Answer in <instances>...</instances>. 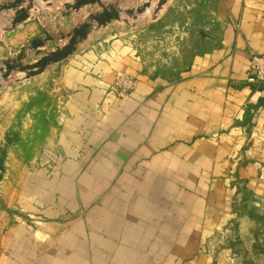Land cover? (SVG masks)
Listing matches in <instances>:
<instances>
[{"label": "crops", "instance_id": "crops-1", "mask_svg": "<svg viewBox=\"0 0 264 264\" xmlns=\"http://www.w3.org/2000/svg\"><path fill=\"white\" fill-rule=\"evenodd\" d=\"M194 7L169 0L150 25ZM213 7L216 24L200 26L177 80L152 76L191 48V20L172 16L160 35L98 28L56 65L57 128L19 175L6 163L0 182V264H264V87L247 81L251 56L264 53V0ZM101 12L87 6L62 23ZM30 15L14 30L12 13L0 17V64L44 39ZM121 75L138 79L127 97L113 90Z\"/></svg>", "mask_w": 264, "mask_h": 264}, {"label": "rangeland", "instance_id": "rangeland-1", "mask_svg": "<svg viewBox=\"0 0 264 264\" xmlns=\"http://www.w3.org/2000/svg\"><path fill=\"white\" fill-rule=\"evenodd\" d=\"M12 1V0H11ZM56 0L52 1L55 3ZM148 0H113L116 8L122 11L135 10L142 6ZM159 0H153L152 5H157ZM10 2V1H9ZM42 6V7H41ZM32 14L35 16L33 23H36L45 34L44 39L52 37V41L37 51H29L28 47L25 50L26 56L24 64H34L49 53L56 51L57 48H62L67 44V39L62 40L61 35H67L73 31V22H63V13L65 7H51L46 3L36 2L32 9ZM146 13L151 16L153 13ZM147 11V12H148ZM123 19H128L131 25H126L124 22H113L110 25L108 33L113 34L124 33L131 26H136L137 29H146L152 22V18L141 20H133L123 16ZM11 28V25L6 26ZM5 28V29H6ZM100 29V28H99ZM98 28L92 29V34H96ZM138 30V31H139ZM144 43V53L147 57L155 56L160 52L151 50L145 43L151 42L150 35L146 34L142 37ZM162 53V52H161ZM2 67V63L0 64ZM57 66L48 67L45 72L32 78L24 80L25 74L14 72L6 81L0 84V103L3 107L9 105V109L3 108L2 114L7 122L11 125L7 136H9L8 155L5 160L9 164V169L13 174H20L24 166H27L35 158L41 155L47 146V138L51 135L58 125V117L60 115V105L64 101V94L57 86ZM10 122V123H9ZM7 143V142H6ZM6 173V167L5 172Z\"/></svg>", "mask_w": 264, "mask_h": 264}, {"label": "water", "instance_id": "water-1", "mask_svg": "<svg viewBox=\"0 0 264 264\" xmlns=\"http://www.w3.org/2000/svg\"><path fill=\"white\" fill-rule=\"evenodd\" d=\"M52 1L54 0H12L7 3H2L0 5V17L12 13L11 28L9 30H14L18 25L30 19L31 9L36 2H43L46 3L47 6L51 7L53 5ZM152 1L153 0H148L137 9H130L126 11H122L113 6L104 7L101 0H76L73 3H66L64 5L65 12L63 13V17H69L73 12L78 13L84 7L91 5L101 6L102 12L90 15V17L82 25L75 27L72 33L61 35L62 40L67 39V44L62 48H57L56 51L49 53L36 63H23L26 51H22L16 59L4 61L2 63V67H0V84L2 81H6L14 72L24 73V80H30L42 75L48 67L63 63L76 53L78 46L88 39L94 26L102 28L113 22L120 21L124 22L126 25H131L128 19H123V16L135 21L138 20L140 16L144 15L152 8ZM168 1L169 0L158 1L156 8L154 9L152 21L158 20L160 13ZM52 39L53 38L49 36L43 40H36L28 47V49L29 51L39 50L43 48L46 43L52 41Z\"/></svg>", "mask_w": 264, "mask_h": 264}, {"label": "trees", "instance_id": "trees-1", "mask_svg": "<svg viewBox=\"0 0 264 264\" xmlns=\"http://www.w3.org/2000/svg\"><path fill=\"white\" fill-rule=\"evenodd\" d=\"M219 0H192L194 4H196L198 7H194L193 9H189L186 12V15L184 14H174L171 12H168L167 16H165L162 20L152 23L148 27V32H153L156 35H160L165 33L166 26L169 23L170 17H174V21H179L180 23H185L187 20H191V31H190V45L191 48H185L183 50V58L181 57H172V61L169 63H159L156 67V70L154 74L152 75L153 78H166L171 81L177 80L179 78V70L183 65H188L191 63V59L193 55L196 54L195 51L199 50L200 44L198 43L199 40H192L193 38L200 37L203 35L201 31V27L205 28L208 25L214 26L216 24L213 20V17L211 15L212 9L214 8L213 5L215 2ZM201 26V27H200ZM165 56V54H163ZM6 144L0 147V182L3 179L4 172H5V160L8 155V149H9V136L6 137ZM257 220H260L264 223L263 218L257 217ZM264 227V226H263ZM264 229V228H263ZM238 244V242H237ZM236 244V245H237Z\"/></svg>", "mask_w": 264, "mask_h": 264}, {"label": "built area", "instance_id": "built-area-1", "mask_svg": "<svg viewBox=\"0 0 264 264\" xmlns=\"http://www.w3.org/2000/svg\"><path fill=\"white\" fill-rule=\"evenodd\" d=\"M251 85L264 87V53L252 55L250 59V74L247 79ZM138 85V79L131 76H117L113 84V90L125 97L129 96Z\"/></svg>", "mask_w": 264, "mask_h": 264}, {"label": "bare ground", "instance_id": "bare-ground-1", "mask_svg": "<svg viewBox=\"0 0 264 264\" xmlns=\"http://www.w3.org/2000/svg\"><path fill=\"white\" fill-rule=\"evenodd\" d=\"M150 11H148L147 13H149ZM152 12V11H151ZM154 13V12H153ZM153 13H150V14H153ZM150 16V15H149ZM153 16V15H152Z\"/></svg>", "mask_w": 264, "mask_h": 264}]
</instances>
